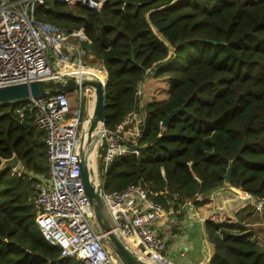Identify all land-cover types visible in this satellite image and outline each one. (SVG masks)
I'll return each mask as SVG.
<instances>
[{
    "label": "trees",
    "instance_id": "16d2710c",
    "mask_svg": "<svg viewBox=\"0 0 264 264\" xmlns=\"http://www.w3.org/2000/svg\"><path fill=\"white\" fill-rule=\"evenodd\" d=\"M36 16L59 28H84L85 65L93 61L108 74L106 128L132 110L145 115L134 142L140 154L112 163L107 190L140 184L178 213L228 185L233 162L229 185L264 200V0H105L100 10L45 0ZM153 73L167 78L169 94L142 107L140 87ZM22 104L0 105V164L16 154L23 166L0 174V264H85L62 258L61 247L38 228L37 185L50 177L46 132L35 109L17 113ZM257 212L248 203L236 221L218 215L205 221L214 245L209 264H264L252 226Z\"/></svg>",
    "mask_w": 264,
    "mask_h": 264
},
{
    "label": "built area",
    "instance_id": "2783aa9c",
    "mask_svg": "<svg viewBox=\"0 0 264 264\" xmlns=\"http://www.w3.org/2000/svg\"><path fill=\"white\" fill-rule=\"evenodd\" d=\"M63 1H76L100 10L105 0ZM44 4L45 0H0V86L64 73L77 74L79 69L87 67L77 45L89 41L84 28L68 30L38 20L37 7ZM72 50L78 53L77 60L70 59L75 56L69 53ZM53 57H56L55 65ZM94 69L102 70L100 64ZM85 89L75 90L80 99ZM72 96L68 92L46 94L19 102L23 104L17 109L21 116L26 109H35L36 123L46 132L50 177L40 182L35 198L40 210L38 228L50 243L61 247L62 258H77L85 264H123L99 228L85 191L80 164V114L72 116ZM144 116L143 112L132 110L115 129L106 126L102 129L96 143L97 150L103 151L104 165L101 173L94 170L93 180L98 189H103L114 231L123 242L150 262L174 264L166 254L169 237L159 230L166 212L157 200L159 192L140 184L114 191L106 188L105 175L112 163L128 154H140L134 142L141 134ZM259 201L262 202L256 207L262 210L264 200Z\"/></svg>",
    "mask_w": 264,
    "mask_h": 264
},
{
    "label": "water",
    "instance_id": "95a60500",
    "mask_svg": "<svg viewBox=\"0 0 264 264\" xmlns=\"http://www.w3.org/2000/svg\"><path fill=\"white\" fill-rule=\"evenodd\" d=\"M219 43L217 41H212ZM223 43V42H222ZM104 80L98 76H85L83 74L64 73L56 77L45 79H36L29 82H20L0 86V105L12 104L27 101L34 97L43 96L57 92L73 93L83 87H88L94 90L95 93V109L90 116L89 113L85 118L90 121L91 126L87 131L84 125L81 134V153L80 164L82 169V179L84 182L85 191L91 201L95 219L101 231L105 234V239L115 255L123 264H156L142 258L133 249L123 242L120 236L114 231V224L108 212L104 201L103 189H98L93 178L94 170L90 160V153L95 146V143L102 136V129L105 127L106 115V94L105 87L107 85L108 74ZM142 86L140 87L141 91ZM185 110V107L173 109L162 121L163 126H167L179 113ZM90 116V117H89ZM21 161L14 154L11 158H2L0 164V174L11 169L16 170ZM233 162L230 163L226 174V183H231V173Z\"/></svg>",
    "mask_w": 264,
    "mask_h": 264
},
{
    "label": "crops",
    "instance_id": "0c3cea01",
    "mask_svg": "<svg viewBox=\"0 0 264 264\" xmlns=\"http://www.w3.org/2000/svg\"><path fill=\"white\" fill-rule=\"evenodd\" d=\"M223 189L239 192L240 198L230 196ZM206 198L207 201L203 205L196 206L189 201L178 213L172 210L166 211L161 218L159 230L169 237V249L166 254L174 264H209L214 254V245L207 235L205 221L217 215L236 221L237 211L247 205L245 202L257 199L250 193L233 186L228 188L224 186ZM250 204L255 205L252 202ZM177 214H181V217ZM252 226L257 231L258 242L264 246V238H260L258 234L257 223H253Z\"/></svg>",
    "mask_w": 264,
    "mask_h": 264
},
{
    "label": "rangeland",
    "instance_id": "374dc122",
    "mask_svg": "<svg viewBox=\"0 0 264 264\" xmlns=\"http://www.w3.org/2000/svg\"><path fill=\"white\" fill-rule=\"evenodd\" d=\"M77 43V42H76ZM77 45L79 47H81V44L77 43ZM64 49L66 51H68V46H64ZM70 54H74V57L70 56V59L74 58L75 60L78 59V53L75 51H71L69 52ZM84 58V57H83ZM73 60V59H72ZM52 63L55 65L56 64V57L52 58ZM83 63L85 64V61L83 60ZM88 65H86L87 67L90 68H96L97 66H94L93 61H89ZM93 63V64H92ZM94 66V67H93ZM63 68V67H60ZM61 70H65V69H61ZM75 71V70H74ZM101 72H104L103 70H101ZM88 74L94 75L95 73H90V72H86ZM106 77V76H105ZM104 77V78H105ZM144 84H142V88L141 91L139 92L141 94V102H142V107L150 101H155V100H163L166 99L168 97L169 94V87L170 84L167 81V78H157L155 77L154 73L150 75V77L146 78L143 82ZM72 97L70 98L71 104H73V112H72V116H76L78 114H80V130L82 131L84 125H85V118L87 116V114L89 113V110L91 108V103L93 102L94 98H95V93L93 89H90L87 87V89H85L83 91V96L82 99H80V95L76 94V92L72 93ZM82 100V101H81ZM92 163V169L93 170H97L99 173H101V166L103 163V151L101 148H99L97 150L96 156H95V162H91ZM23 170V166L19 165L16 170L13 171H20ZM40 182L42 180H44V177H39ZM228 184V183H227ZM40 186V183L37 185ZM230 185H226L225 188H228ZM240 189V188H239ZM226 193H228L230 196H234L236 198H240V194L239 192L235 191V190H230V189H223ZM242 190V189H241ZM244 199L246 198L245 196L243 197ZM250 201V200H249ZM249 201L245 202V205L248 204ZM253 203L255 204V206H258L260 204L259 199H255L253 201H250L249 203ZM260 212V213H259ZM259 212H257V214L254 216L255 222L257 223L258 226H256L258 229V234L261 237L264 238V207H262V210H259ZM263 214V215H260ZM212 217V216H211ZM223 216H220L219 219L222 220ZM93 225L95 227H97V224L95 222V220L92 221ZM255 227V228H256Z\"/></svg>",
    "mask_w": 264,
    "mask_h": 264
},
{
    "label": "bare ground",
    "instance_id": "6f19581e",
    "mask_svg": "<svg viewBox=\"0 0 264 264\" xmlns=\"http://www.w3.org/2000/svg\"><path fill=\"white\" fill-rule=\"evenodd\" d=\"M86 72L97 73V74H100L101 76L105 77L104 76L105 72L97 71V70H95L93 68H89V67H83V68L79 69L77 74L80 73V74H83V75L88 76V77L94 76V75L88 74ZM101 80H103V79H101ZM94 109H95V98H94L93 102L91 103V108L89 110L90 116L93 114ZM85 126L87 128V131H89L90 126H91V123L89 120L85 122ZM96 151H97V143H95V146L93 147V149L90 153V160L93 163L95 162Z\"/></svg>",
    "mask_w": 264,
    "mask_h": 264
}]
</instances>
